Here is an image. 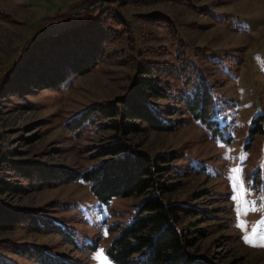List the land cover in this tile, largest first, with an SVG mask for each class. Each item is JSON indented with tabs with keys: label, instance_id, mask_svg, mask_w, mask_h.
Here are the masks:
<instances>
[{
	"label": "rangeland",
	"instance_id": "374dc122",
	"mask_svg": "<svg viewBox=\"0 0 264 264\" xmlns=\"http://www.w3.org/2000/svg\"><path fill=\"white\" fill-rule=\"evenodd\" d=\"M94 1L0 0V80L19 61L28 37L75 25L76 11L91 9L103 0L84 6ZM123 11L137 37L144 32V44L168 45L169 38L164 26L137 13L159 11L173 19L184 50L213 95L214 118L219 121L212 128L185 113L169 112L185 121L171 130L128 134L132 143L152 154L176 155L171 158L174 167L162 181L175 183L168 194L172 200L198 209L190 215L189 228L207 229L208 234L195 240L197 252L220 264H264V247L242 238L253 229L264 233V0H193L191 6L170 1L125 3ZM161 57L167 56L159 53L157 58ZM130 72V64L117 57L56 89L28 83L18 95L0 90V163L31 157L79 170L96 164L99 158L93 154L110 140L113 130L92 127L76 136L65 121L93 103L123 94ZM150 100L174 105L169 99ZM3 179L25 185L15 176ZM144 198L132 194L101 202L82 180L42 189L4 190L0 199L39 207L44 216L54 218L58 229L0 231V239L36 244L30 259L2 249L17 264H98L93 257L101 249L109 264H119L110 257L108 246L133 220Z\"/></svg>",
	"mask_w": 264,
	"mask_h": 264
},
{
	"label": "trees",
	"instance_id": "16d2710c",
	"mask_svg": "<svg viewBox=\"0 0 264 264\" xmlns=\"http://www.w3.org/2000/svg\"><path fill=\"white\" fill-rule=\"evenodd\" d=\"M160 1L191 6L193 0H103L91 9L72 15L75 25L38 35L28 42L19 61L11 64L0 80V90L10 95H18L22 89H27L28 83L35 88H59L65 81L117 57L130 64L131 72L123 94L93 103L65 121L67 129L76 136L92 127L113 130L110 140L101 144L93 154L99 158L96 164L79 170L31 157L6 158L5 163H0V193L4 190L42 189L82 180L89 184L101 202H108L115 196L143 194L145 198L133 220L108 246V253L115 262L220 264L194 247L198 236L208 234L207 229L189 228V224H193L190 215L198 209L185 201L172 200L168 194L175 183L162 181L166 171L174 167L171 158L176 155L166 151L152 154L138 149L128 135L148 129L176 128L185 121L181 115L175 119L171 117L177 112L187 114L204 126H219V121L214 118L213 95L184 50L173 19L159 11L137 13L164 26L169 38L168 45L144 44L141 41L144 32L137 37L132 21L123 11L125 3L137 6ZM159 53L167 57L157 58ZM150 98L169 99L174 105L161 106ZM6 176H15L25 185L4 180ZM38 208L14 205L0 199V231L17 228L40 232L57 230L54 218L44 216L42 209ZM40 219H44L47 225H43ZM2 246L29 259L38 249L31 242L0 239V264H17L4 253Z\"/></svg>",
	"mask_w": 264,
	"mask_h": 264
},
{
	"label": "snow or ice",
	"instance_id": "6c2138e0",
	"mask_svg": "<svg viewBox=\"0 0 264 264\" xmlns=\"http://www.w3.org/2000/svg\"><path fill=\"white\" fill-rule=\"evenodd\" d=\"M234 173L238 172V169H233L232 170ZM232 199H237L236 196H233ZM251 210H255L254 208ZM240 214L238 210V215ZM239 227L243 228L244 225L243 223L238 224ZM245 241V243L251 244L252 246H260L264 247V233L257 234V231L253 229V233L251 235H245L242 237ZM98 261V264H109V261L107 257L105 256L103 250H98L97 253L93 257Z\"/></svg>",
	"mask_w": 264,
	"mask_h": 264
},
{
	"label": "water",
	"instance_id": "95a60500",
	"mask_svg": "<svg viewBox=\"0 0 264 264\" xmlns=\"http://www.w3.org/2000/svg\"><path fill=\"white\" fill-rule=\"evenodd\" d=\"M89 8H90V7H89ZM79 11H80V10H78V11H76V12H79ZM37 35H38V34L36 33V34H34V35L28 37V38L26 39V41L24 42L23 46H22V50L26 47V45L28 44V42H29L32 38L36 37Z\"/></svg>",
	"mask_w": 264,
	"mask_h": 264
}]
</instances>
